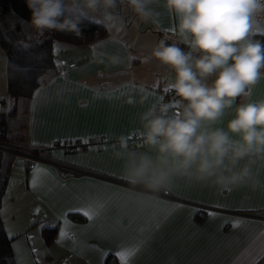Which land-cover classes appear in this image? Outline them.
Listing matches in <instances>:
<instances>
[{"label": "crops", "instance_id": "obj_1", "mask_svg": "<svg viewBox=\"0 0 264 264\" xmlns=\"http://www.w3.org/2000/svg\"><path fill=\"white\" fill-rule=\"evenodd\" d=\"M118 9L126 18L122 30L116 27L112 32L107 28V36L90 45H65L60 72L33 95L25 144L30 152L42 153L35 156L40 160H22L23 170L19 168L20 175L17 174L23 175L17 194L23 197L22 204H14L8 213L4 202L10 180L20 165L16 159L1 216L6 230L8 225L18 227L22 218L24 225L30 213L36 221L33 226H43L42 231L56 226L58 230L49 244L43 240L42 231L34 234L33 240L27 238L29 251L21 261L31 264L34 255L40 264H105L114 255L118 264H124L116 252L124 250L121 244L131 247L129 241L137 235V229L143 228L140 251L130 264H264V255L258 254L259 236L264 231V164L254 169L262 182L256 189L219 191L181 181L170 191L156 195L151 208H140L131 202L135 193L121 178L122 162L115 158L113 145L125 134L133 148L142 147L139 142H131L139 127V116L166 93L167 76V70L158 62L146 63L143 57L164 37V29L173 21L162 8L159 23L141 19L126 3L119 4ZM128 17H133L134 22H127ZM141 23L142 28L137 30L136 24ZM114 55L120 57L118 64L112 63ZM4 64L6 56L0 47V81L6 80L7 89ZM141 95L149 97L144 105L125 102L129 96L139 101ZM254 96H264V80L255 88ZM67 143L83 148L70 152L65 147ZM55 164L84 173L64 176ZM34 165L51 173L45 186L37 190L31 186ZM89 199L109 200L98 222L103 224V230L89 229L92 222L86 217L81 222L72 220L69 215L76 212H70L67 218L75 227L69 231L81 243L77 251H73L71 238L58 244L64 228L61 213ZM29 229L23 233L29 235Z\"/></svg>", "mask_w": 264, "mask_h": 264}, {"label": "clouds", "instance_id": "obj_2", "mask_svg": "<svg viewBox=\"0 0 264 264\" xmlns=\"http://www.w3.org/2000/svg\"><path fill=\"white\" fill-rule=\"evenodd\" d=\"M39 33L79 35L89 18L122 30L116 9L126 3L141 19L173 21L144 62L167 70L165 92L139 116L141 148L125 134L113 145L131 202L148 209L158 193L178 182L219 191L262 186L254 169L264 164V0H26ZM187 49V50H185ZM120 62L119 56L111 57ZM129 96L126 103L144 105Z\"/></svg>", "mask_w": 264, "mask_h": 264}, {"label": "trees", "instance_id": "obj_3", "mask_svg": "<svg viewBox=\"0 0 264 264\" xmlns=\"http://www.w3.org/2000/svg\"><path fill=\"white\" fill-rule=\"evenodd\" d=\"M31 12L26 0H0V47L6 56L8 99L0 100V145L26 146L27 124L35 91L50 82L60 72L56 57V44L86 46L104 39L107 28L89 19L79 35L72 32H37L30 24ZM76 146L68 148L75 151ZM40 150L31 151L34 156ZM17 156L0 150V264H17L14 256L13 238L6 232L1 209L13 166ZM74 221H85L80 213H71ZM58 227L42 231L49 244L57 234ZM105 264H118L110 255Z\"/></svg>", "mask_w": 264, "mask_h": 264}, {"label": "snow or ice", "instance_id": "obj_4", "mask_svg": "<svg viewBox=\"0 0 264 264\" xmlns=\"http://www.w3.org/2000/svg\"><path fill=\"white\" fill-rule=\"evenodd\" d=\"M87 143V141H85ZM51 176V173L48 169L42 168L39 165L33 166V176L31 180V186L33 190H37L40 187H44L46 184V179ZM43 177V178H42ZM54 180V177H52ZM109 200L107 199H89L87 201L80 202L76 205L70 206L65 212L61 213V216L64 220V228L60 230L59 233V239L57 240L58 244H63L64 241L68 238H71L74 242L73 251H77V245H79L81 242L77 239L76 235L74 233H70L69 229L75 227L71 224V222L68 220V213L70 212H76L82 214L84 217H86L89 221L92 223L88 225L89 229H96L99 228L100 230H103V224L98 223L100 222L108 208ZM37 212L40 211L39 208L36 209ZM214 215V213H213ZM237 223H240L237 221ZM144 229L140 228L137 229V235L129 241V243L132 244L131 247H126L124 244H121L120 247L124 250L117 251L116 255L119 257L121 261L124 262V264H130V260L135 257V255L140 251V245L142 244L143 240V233ZM260 244H259V252L258 254L264 255V231L260 233L259 236ZM94 247V246H90ZM35 251V249H33ZM97 251H100L97 249ZM78 254H83L82 252H78ZM101 256L104 255V253L100 252ZM21 264H24L22 261ZM33 264H38V261L33 262ZM65 264H68L67 261H65Z\"/></svg>", "mask_w": 264, "mask_h": 264}, {"label": "rangeland", "instance_id": "obj_5", "mask_svg": "<svg viewBox=\"0 0 264 264\" xmlns=\"http://www.w3.org/2000/svg\"><path fill=\"white\" fill-rule=\"evenodd\" d=\"M116 11L120 16L123 17L124 20H126V18H124V15L120 13V10L118 9V7H117ZM89 19L94 21V22H97V23L104 25L106 28L109 29V31H112V32L117 27L113 24L107 23L106 21H104L102 19H96V18H89ZM127 20H129L127 22H134L133 17H130V19L128 17ZM142 26H143L142 23L140 24V26L136 24V29L138 30L139 28H142ZM66 46H68V45H66ZM66 46H65V44H62V43L56 44L55 52H56V57H57V61H58L59 66H61V64L63 63V60H65L64 58L66 55L63 53V50L67 48ZM4 65H6V64H4ZM5 81L6 80H4L3 78L0 81V100L4 99V98L8 99V91L6 89V82ZM18 146H20V145H18ZM20 152L31 154V152L27 149L26 146H22L20 149ZM23 159H24V157H19V156L17 157V161H18L17 166L19 164L20 165H19L17 171L15 168L16 172L13 174V176L10 180V182H11L10 189H9L10 191L7 192L5 202H4V210H5V212L8 211V213H10V211L13 210V207L15 208L16 205L22 204L21 200H23V197H21L20 195H17V194H19V192H20L19 190L21 187V181L23 180V175L21 177V176H18L17 174L20 175L19 168L23 170V166H21V162ZM14 204H15V206H13ZM21 214L22 213L20 212L19 216ZM30 216H32L31 213L29 214V216L26 217V221L24 222V225L22 222L23 221V218H22L20 225H18V227H17V225L16 226L15 225L14 226L8 225V230H6L8 236L10 238H16L15 242H14V253H15L14 255L16 256L15 260H16L17 264H21V262H22L21 257L24 259L27 252L29 251L27 248V238H29L30 240H33L34 234H37V233L40 234L42 231V228H43V226H37V225L33 226L36 223V221L33 220V216L31 218H30ZM18 218H20V217H18ZM26 228H30L29 229V232H30L29 235H25L23 233ZM43 240H44V238H43ZM35 247L37 248V245ZM33 249H35V248H33ZM35 254L37 255V251L35 252ZM36 261H39V260H37V257L34 258V255H32L31 264H33V262H36ZM38 264H40V262H38Z\"/></svg>", "mask_w": 264, "mask_h": 264}, {"label": "built area", "instance_id": "obj_6", "mask_svg": "<svg viewBox=\"0 0 264 264\" xmlns=\"http://www.w3.org/2000/svg\"><path fill=\"white\" fill-rule=\"evenodd\" d=\"M165 96V99L167 100L169 97H168V94L167 93H164L163 94ZM140 141L139 139V136L137 135V133H135L133 135V138L131 139V142L134 144V145H137L138 142ZM77 147L79 148L80 147V144H65V147L68 149L70 147ZM20 149L21 147L20 146H6V145H0V150L2 151H5V152H8V153H11V154H14L16 155L17 157H24L28 160H33V161H36V160H40L39 158L35 157V156H32L31 154H27V153H24V152H20ZM58 170L59 172L64 175V176H70V177H77V176H80V175H83V171L78 169V168H75V167H71V166H66L64 164H55L54 165ZM160 193H158L157 195H159Z\"/></svg>", "mask_w": 264, "mask_h": 264}]
</instances>
